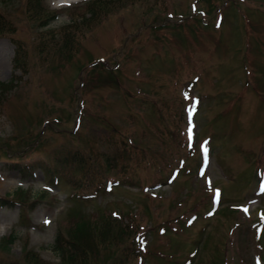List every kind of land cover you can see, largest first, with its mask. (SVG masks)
Returning <instances> with one entry per match:
<instances>
[{
  "label": "rangeland",
  "instance_id": "obj_1",
  "mask_svg": "<svg viewBox=\"0 0 264 264\" xmlns=\"http://www.w3.org/2000/svg\"><path fill=\"white\" fill-rule=\"evenodd\" d=\"M88 1L0 0V264H264V0Z\"/></svg>",
  "mask_w": 264,
  "mask_h": 264
},
{
  "label": "trees",
  "instance_id": "obj_2",
  "mask_svg": "<svg viewBox=\"0 0 264 264\" xmlns=\"http://www.w3.org/2000/svg\"><path fill=\"white\" fill-rule=\"evenodd\" d=\"M105 1H109V0H89L86 3V6L91 12H94L96 7L100 8V6H102V7L105 6V3H106ZM37 2H38V0H26V5H27L26 8H31V9L35 10L36 9L35 5H38ZM191 19H195V17H192ZM14 61L17 64L19 62V58L16 56ZM9 87H10L9 81H5V80L0 79V98H3L6 96V93L8 92ZM182 106H183V110H184V103H182ZM160 107H161V105L158 106L157 108L159 109ZM110 155L113 158L120 157V156L123 157V156H125V151L114 150L112 153H110ZM125 227L127 228V226H125ZM126 228H125V230H123L122 233H121L122 229H119L118 231H116L115 229L112 231V229H110L109 232L110 233L112 232L113 236L109 235L106 239V244L110 248V250L109 251L107 250L105 253L106 260H104V261L106 264H122L123 263V261L119 260V258H118V261L115 259V256H116L115 254H117L118 251L122 250L124 248L122 246V244H126L128 241V238H126L127 237L126 235H128L130 232H128V230H126ZM90 231L96 232L95 229H91V230L83 229V231H81V227L78 228V230H77L78 234H76V235H82L85 237L79 236L80 239L77 238L76 242H73L71 246L62 242L64 240H61L60 235L56 234L55 241L52 245V248L58 253V255L60 256V259L63 262H67V264H69L70 262H74L77 260V264H81V260H84L85 254L87 256L90 255V257H92V258H94L95 255L97 254V253H94V250H93L96 242H95L94 236L92 235V232H90ZM115 235H118V236L115 237ZM135 235H136V233L133 234V238ZM124 236H126L125 239H124ZM78 239L80 241H78ZM123 239L125 240L124 242H122ZM263 239H264V233H263ZM114 250H115V252H114ZM119 255L121 258H123L122 253H119ZM104 261H102V262H104Z\"/></svg>",
  "mask_w": 264,
  "mask_h": 264
},
{
  "label": "snow or ice",
  "instance_id": "obj_3",
  "mask_svg": "<svg viewBox=\"0 0 264 264\" xmlns=\"http://www.w3.org/2000/svg\"><path fill=\"white\" fill-rule=\"evenodd\" d=\"M189 131H191L190 129H189ZM246 211V210H245Z\"/></svg>",
  "mask_w": 264,
  "mask_h": 264
}]
</instances>
